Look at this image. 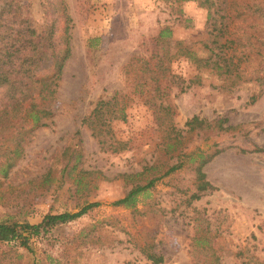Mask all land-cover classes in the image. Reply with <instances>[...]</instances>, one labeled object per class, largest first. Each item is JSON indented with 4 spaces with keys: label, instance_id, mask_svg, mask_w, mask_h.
<instances>
[{
    "label": "rangeland",
    "instance_id": "1",
    "mask_svg": "<svg viewBox=\"0 0 264 264\" xmlns=\"http://www.w3.org/2000/svg\"><path fill=\"white\" fill-rule=\"evenodd\" d=\"M1 8L7 14L19 11L21 20L37 32L53 21L54 50L66 45L69 55L49 103L48 124L24 135L21 154L7 175H0V220L12 216L36 223L47 212L97 205L32 238L30 250L0 242V264H150L141 253L148 248L162 256L159 264H191L193 212H214L213 221L222 229L215 238L222 264H264V83H257L264 82V0H226L224 36L226 50L237 63L235 81L204 69L199 83L189 84L197 73L194 64L184 57L169 63L183 88L167 84L162 95L173 109L174 125L182 130L177 147L185 153L222 149L202 167L216 189L187 202L194 185L186 162L138 195L136 211L112 202L131 185L160 176L175 163L176 151L165 153L151 110L142 95L133 93L138 65L127 63L159 50L155 38L163 26L171 28V43L203 55L201 42L209 30L206 9L195 0H0ZM62 8L69 18L67 33ZM114 91L129 98L124 121L110 124L125 148L100 151L79 120L99 97ZM253 93L258 95L249 103ZM193 114L208 120L220 117L231 128L185 132L183 123ZM13 137L0 129V163L11 155L8 151L17 141ZM255 146L262 151L251 152ZM65 148L79 153L71 172L63 170ZM118 173L132 175L124 182L112 178ZM73 176H83L88 187L75 191Z\"/></svg>",
    "mask_w": 264,
    "mask_h": 264
},
{
    "label": "trees",
    "instance_id": "2",
    "mask_svg": "<svg viewBox=\"0 0 264 264\" xmlns=\"http://www.w3.org/2000/svg\"><path fill=\"white\" fill-rule=\"evenodd\" d=\"M195 1L207 11L206 22L209 30L207 38L201 42L203 55H199L190 46L181 45L180 42L171 43V28L163 26L158 30L155 38V44L159 50H153L147 58L131 57L127 63V66L138 65L139 80L133 84V93H139L144 97L143 104L152 112L156 129L159 131L161 139L163 138L161 142L165 145V153L176 151L175 163L168 166L160 176H149L143 180L142 184L131 185L121 197L112 202L114 206L132 208L136 211L135 201L138 195L145 193L160 177L168 175L186 162L193 174L194 185V190L190 193L187 202L197 200L204 192L216 189L206 179L202 167L222 149H215L209 153L201 151L185 153L183 147L178 148L183 137L182 130L174 125L172 107L162 101L163 89L167 84H173L179 90L183 89L177 82L178 78L171 74L169 69L170 60L176 57L186 58L194 64L197 70L193 79L188 80L189 84L199 83V72L204 69L214 71L228 79L231 78L233 81L239 78L236 72L237 63L233 61L234 55L226 50L229 43L224 36L225 24L223 20L226 18V0ZM64 10L62 8V15L67 22L64 26V33H67L69 18ZM0 27L2 29L0 32V129L15 136L13 139L17 137V141L8 151L11 155L0 163V175L4 177L12 167L14 158L21 154V142L24 135L48 124L47 120L51 117L49 103L53 98L61 67L69 55V50L66 45L62 50H54L53 21L43 30L37 32L35 27L21 20L19 11L7 14L4 12V8H1ZM65 39H68L66 34ZM173 46L176 49L170 50ZM257 83L264 82L257 80ZM146 86L150 87L149 91L145 90ZM257 95L251 94L249 103L253 102ZM128 101L127 93L114 91L108 97H99L88 114L80 118L79 125L90 131L100 151L119 152L125 148V142L115 137L110 124L114 120L124 121ZM26 102L28 104L24 105ZM183 126L185 132L197 130L226 132L231 128L229 125H224L220 117L208 120L198 117L196 114L187 118ZM241 151L245 150L241 149ZM250 151L260 152L262 148L255 146ZM61 157L65 162L63 170L68 168V172H71L75 169L79 153L73 149L65 148ZM94 173V171L85 172L88 175ZM99 173L96 172V175ZM138 174L136 173V175ZM131 175L118 173L112 178L119 177L126 182ZM102 178L108 179V177ZM72 179L75 191H83L88 187V182L82 180L83 176H73ZM96 205L95 202L86 203L75 212H47L36 223H29L26 220L19 221L12 216H6L0 220V242H13L18 247L30 250L32 238L45 236L55 226L81 216ZM193 213L195 214L193 230L188 243L191 264H222L219 255L216 254L215 244V238L222 229L219 224H215L213 221L214 212L211 216L205 212ZM141 253L150 264L162 262V256L150 248L148 251L141 249ZM254 263L262 264L257 260Z\"/></svg>",
    "mask_w": 264,
    "mask_h": 264
}]
</instances>
